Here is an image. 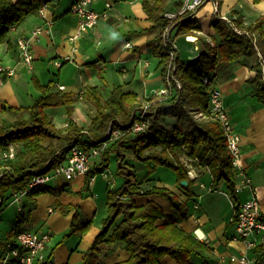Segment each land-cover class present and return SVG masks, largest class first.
Instances as JSON below:
<instances>
[{
  "label": "trees",
  "instance_id": "trees-1",
  "mask_svg": "<svg viewBox=\"0 0 264 264\" xmlns=\"http://www.w3.org/2000/svg\"><path fill=\"white\" fill-rule=\"evenodd\" d=\"M49 1L0 0V44L7 42L9 45L11 30L26 15L39 13ZM140 2L151 22L147 28V46L153 56L158 58L157 66L163 78L169 67L173 66L169 72L168 92L160 100L150 102L151 113L145 115L147 126L137 132L129 130L142 105L134 92H123L114 87L105 98L97 85L85 86L81 98L94 107V112L88 124L82 128L72 117L73 94L52 90L55 87L53 80L44 85L39 84L40 95L31 105L7 107L11 111H26V115L19 114L9 123H0V147H6L9 143L19 144L16 157L5 166L9 168H0L6 170L0 177V197L4 200L9 198L12 191L25 188L34 174L47 171L63 161L72 145L88 149L104 142L99 160L97 158L93 163L91 173L94 176L107 169L110 156L115 153L117 173L123 182L119 187L108 189L107 215L102 219L101 228L91 246L84 252L82 264H103L98 257V245L117 242L122 243L128 257L114 264H164L165 257L170 258L173 264H205L203 253L208 250L207 244L193 232L182 228L173 214H167L154 200L135 204L132 198L134 195H160L167 198L173 208L181 212L185 208L177 195L166 187L153 184L149 188H142L141 182H132L130 177L135 176L136 172L126 167L122 147L129 150L137 161L148 166L147 173L157 166L171 168L185 196H189L187 163L205 167L212 177V187L221 180L225 182L233 208L237 209L239 196L234 176L235 166L223 127L218 120L208 115L209 92L215 85L213 70L216 66L238 60L255 70L249 82L255 86L256 99L264 105V15L245 23L235 9L231 11L228 20L215 14L211 21L215 33L212 44L202 38L198 55L192 60H182L177 56V49L168 45L162 36L168 24L164 12L170 10V5L179 6L180 2ZM200 28L194 16H186L174 23L172 31L175 30L176 35L186 36L194 35ZM169 50L175 52L174 56H170ZM205 77L209 81H205ZM54 105L64 108L67 116L65 126L55 125L46 112V107ZM197 112H202L204 116L196 118ZM167 117L172 120L170 126L162 124V120ZM110 122L113 127L122 130L113 139L106 133ZM182 157L186 158V168ZM182 180L188 183L180 184ZM52 191L49 184L35 185L26 197ZM18 213L17 223L28 217L24 209ZM119 216L121 219L116 222ZM90 225V221L77 220V213H74L68 234L76 231L85 233ZM21 230L11 228L6 239H14ZM258 253L264 255V236L263 243L252 249L256 257ZM7 264L19 263L12 260Z\"/></svg>",
  "mask_w": 264,
  "mask_h": 264
},
{
  "label": "crops",
  "instance_id": "crops-1",
  "mask_svg": "<svg viewBox=\"0 0 264 264\" xmlns=\"http://www.w3.org/2000/svg\"><path fill=\"white\" fill-rule=\"evenodd\" d=\"M73 1L50 0L39 13L26 15L11 30L9 45L7 42L0 44V64L14 68V74L0 83V119L6 115L14 119L24 112L26 115V111H11L7 107L31 105L40 95L38 85H44L49 80L55 83L52 90L57 91L58 86L62 85L64 89L59 91L73 94L72 117L77 123L80 120L78 108L91 105L81 98V92L87 85H97L105 98L114 87L123 92L136 93L140 103L155 102L163 97L158 94V90L165 85L157 66L158 58L153 56L147 46V28L151 22L147 19L140 0H92L90 7L98 12L106 11L107 15L99 18L92 29L80 35H76L77 16L69 12ZM108 1L110 7L106 8L105 3ZM207 3L211 5L209 10L201 6L194 15L201 28L189 40L173 31L176 53L182 60H192L199 53L202 38L212 43L215 37L211 26L214 7L210 1L205 4ZM174 8L175 5H170V10ZM234 9L242 15L245 23L251 22L264 15V0H220L219 14L228 18ZM39 25L46 30L31 44L34 59L32 68L29 69L19 60L16 39L20 35L29 34L30 29ZM126 42L131 43L130 48L125 46ZM57 61L62 64L57 66ZM213 73L233 129L240 137L239 158L234 167L239 202L256 194L260 211L264 214V105L256 99L255 86L249 82L254 77L255 70L233 60L218 64ZM149 98L151 99L148 100ZM46 109H51L46 112L55 125L57 121L54 118L58 113L62 117L59 122L63 123L67 119L62 106L54 105ZM190 174L189 196H185L178 187L175 176L172 182L160 179L147 181L150 186H163L176 194L184 203L182 212L173 208L168 199L160 195H134L132 198L136 205L148 200L156 201L167 214L176 217L182 228L204 241L208 246V250L203 253L205 264H233L229 260L230 256L252 254V250L247 249L242 239H234L237 234L235 224L231 221L234 208L225 182L221 180L212 187L210 172L201 165L190 167ZM94 177L97 176L94 175L88 182L83 176L72 180L59 176L47 183L52 186L54 193L53 202H47L44 206L49 215H54L56 208L61 213H68L66 219L69 226L77 211L78 218L82 217L80 220L91 222L88 231L76 232L79 235L75 236L76 245L73 248L70 245L63 247L66 251L62 255L55 254L56 248L46 246L48 256L56 263L82 264L84 252L91 246L94 236L101 228L102 218L107 213L97 216L91 192L84 191L85 198L78 195L91 187ZM245 179L248 180L247 184ZM142 184V188L150 187ZM51 203H55L57 207ZM120 219V216L117 217L116 222ZM257 255V263L264 264V255ZM98 257L103 264H114L125 260L128 252L121 242L100 243ZM163 263L173 264V261L165 257Z\"/></svg>",
  "mask_w": 264,
  "mask_h": 264
},
{
  "label": "built area",
  "instance_id": "built-area-1",
  "mask_svg": "<svg viewBox=\"0 0 264 264\" xmlns=\"http://www.w3.org/2000/svg\"><path fill=\"white\" fill-rule=\"evenodd\" d=\"M178 1L180 2L179 6H175L174 9L164 12V17L168 20V24L162 32V36L166 43L176 49L175 41L172 39L174 23L186 18V16H194L197 10L206 2L210 1L213 4L214 15L217 14L219 18L228 20L225 15L218 13V0ZM91 2L92 0H74L69 6V12L76 15L78 19L76 35H80L92 29L99 18L107 15L106 11L98 12L93 10L90 7ZM105 6L106 8H109L110 2H106ZM41 9L39 11H41ZM45 30L46 28H44V26L39 25L30 29L29 34L20 35L16 39L19 60L29 69L32 68V62L34 59L31 44ZM125 46L130 48L131 43L126 42ZM169 53L172 57L175 52L169 50ZM61 64V61L56 62L57 66H60ZM262 68L264 71V63H262ZM172 69L173 66H170L163 78L165 85L158 90V94L165 95L168 92L170 86L169 72ZM13 74V67L0 64V83H2L6 77H10ZM204 79L205 81H209L208 77H205ZM176 84L180 87L178 81H176ZM58 88L59 90H63L64 86L59 85ZM149 105V101L142 103L137 111L138 117L134 119L129 130L137 132L143 130L147 126L148 120L145 115L151 113ZM208 115L213 119L218 120L223 127L227 147L232 155V163L235 166L239 158L240 137L233 129L228 110L223 102V96L216 85H214L209 92ZM203 116L204 114L202 112H197L195 114L196 118ZM106 131L112 139L122 133L121 128L113 127L112 124H109ZM104 145L105 143L103 142L102 144L91 146L88 149H84L77 144L72 145L63 161L53 165L47 171L34 174L29 179L25 188L12 191L9 198L4 200L0 197V206L13 204L16 205L17 211H22L24 198L33 186L47 184L50 180L59 176L66 180H72L77 176H83L87 178L88 182H90L93 178L91 173L92 165L99 157L100 151ZM17 149L18 145L16 143H9L6 147H0V168H9L5 166H7L6 164L10 160L16 157ZM5 171L2 169L0 170V177ZM100 174L109 178L107 169H104ZM187 174L191 175L190 167H187ZM244 181L246 184L248 183V180L245 179ZM231 221L235 224L237 231L234 239H242L248 250H252L259 243H263L264 214L260 211L259 202L255 195L252 194L245 201L239 202L237 209H234L232 213ZM49 239V233L47 232L33 231L30 229L19 231L14 239H5L4 242L0 244V264H7L12 260L17 261L19 264H62L54 262L48 256L46 244ZM229 260L233 262V264H258V259L255 254L249 255L247 253H242L240 255H232Z\"/></svg>",
  "mask_w": 264,
  "mask_h": 264
},
{
  "label": "rangeland",
  "instance_id": "rangeland-1",
  "mask_svg": "<svg viewBox=\"0 0 264 264\" xmlns=\"http://www.w3.org/2000/svg\"><path fill=\"white\" fill-rule=\"evenodd\" d=\"M210 6L211 5L207 3L203 5L202 8L205 10H209V8H211ZM50 110L51 109H46L47 112H50ZM78 112H79V117H80V120H78V123L80 124L82 128H85L88 120H90V117L94 112V107L92 105H89V106L82 105L78 108ZM61 113L63 115L64 112L61 110ZM12 114L15 115V112H12ZM61 118L62 117L60 116L59 113L55 116L54 121H57V124H56L57 126H65L67 124L66 123L67 119L63 123L59 122ZM12 120L13 118L11 116L6 115L5 117L0 119V123L2 122L9 123ZM170 122H172V120L169 119V117L162 120V124L165 126H168ZM111 123L112 122H110V124ZM16 144L19 147V144L18 143ZM122 149L126 156L125 157L126 167L131 168L132 171L134 170L136 172L135 176L130 177V180L132 182L142 183L146 181L144 184H142V186L145 187V186H150V183H147L149 179H160L163 181L172 182L174 179V176L176 178L175 172L171 168H168L165 166H157L150 173H147L148 166L146 164L137 161L135 157L131 155L129 150L124 149L123 147ZM97 160H99V158ZM182 162L186 168V158L185 157H182ZM192 166L194 167V164L189 163L187 165V167H191V168ZM107 170H108V176H110V179L104 177L100 173L95 174L97 177H94L95 180H93V182L90 183L91 187L89 186L88 189H84L81 192L82 194H78L79 196H81V198H85L86 195L84 194V191H88L87 193L91 192V194L93 195V197L91 198H93L92 200H94L93 204L94 206H96V209H97L96 214L98 217L99 215L100 216L104 215L105 212L107 213L106 201H107L108 189L109 188L114 189L116 187H119L121 183L123 182V178L117 173V162H116L115 153H113L110 156L109 166ZM113 179L115 181H113ZM33 196L34 198L32 197L28 198L26 196L24 198L23 209L26 213V216L28 215V217H25V221L21 223H17L18 218H19V213L17 211L16 205L10 204V205H5V206L3 205L0 207V244L4 242V239L5 237H7L11 228H14V227H17L20 229L28 228L33 231L39 230L40 232L49 233L50 239L48 240L46 246H49V247L52 246V249L56 248L55 254L58 256L62 255L63 252L66 251L65 249H63V247H67L70 245V247L73 248V245H76L75 236H79L78 234H76V232H80V231H76L75 233L68 234L70 230V225L68 226L69 222L66 219L67 218L66 216L68 213L67 214L61 213L60 211H58V208H56V213L54 215H49L46 212V209L44 208V206L47 202H53V199H54L53 191L52 192H42V193L40 192ZM35 198H36V201L34 200ZM51 204L54 207H57L55 203H51ZM90 204L93 205L92 202H90ZM74 213H77V211H75ZM81 218L82 217L78 218V213H77V220L83 222V220H80Z\"/></svg>",
  "mask_w": 264,
  "mask_h": 264
},
{
  "label": "water",
  "instance_id": "water-1",
  "mask_svg": "<svg viewBox=\"0 0 264 264\" xmlns=\"http://www.w3.org/2000/svg\"><path fill=\"white\" fill-rule=\"evenodd\" d=\"M185 37H186L187 40H189V39L192 37V35H187V36H185ZM187 182H188L187 180H182V181L180 182V184L186 185Z\"/></svg>",
  "mask_w": 264,
  "mask_h": 264
}]
</instances>
